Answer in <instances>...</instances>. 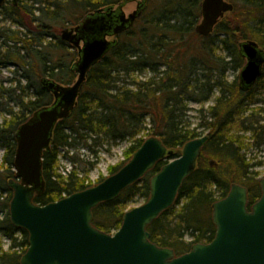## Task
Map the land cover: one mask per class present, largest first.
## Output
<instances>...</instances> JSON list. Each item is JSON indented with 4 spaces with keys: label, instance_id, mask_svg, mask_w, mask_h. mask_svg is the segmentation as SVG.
I'll return each instance as SVG.
<instances>
[{
    "label": "trees",
    "instance_id": "trees-1",
    "mask_svg": "<svg viewBox=\"0 0 264 264\" xmlns=\"http://www.w3.org/2000/svg\"><path fill=\"white\" fill-rule=\"evenodd\" d=\"M122 1L19 0L18 5L10 1L0 9L3 18L17 26L0 27V38H4L0 50L6 46L0 53V67L14 64L18 82L13 89L1 88L2 94L14 92L10 99L18 109H7L9 118L0 123V146L5 149L0 164V264H21L29 246L28 232L10 220L13 191L9 180L15 177L17 130L35 111L54 101L53 93L41 83L43 77L72 84L78 75L74 66L77 51L60 38L57 28L68 20L77 24L94 8ZM230 1L234 10L225 14L211 36L204 37L196 31L202 0H148L135 25L118 36L116 44L90 69L71 115L56 124L51 148L43 154L46 189L35 196L36 203L48 204L94 185L89 180L94 162L82 168L78 164L82 160L71 150L80 143L91 148L110 139H131L125 160L110 167L111 175L132 158L146 138L158 136L170 151L168 156L116 199L93 210L96 227L116 231L130 203L149 199L151 177L205 130L208 140L175 204L148 226L151 240L173 248L177 255L184 254L193 244L214 239L213 204L228 195L234 182L248 188L249 208L260 198L259 179L256 173L251 176L252 166L242 153L248 145L240 132L251 133L256 147L264 145V117L250 108L257 102V92L264 90V67L248 90L237 78L229 81L228 71L245 63L240 47L243 40H256L264 48V0ZM217 50L225 56H216ZM22 78L27 81L25 87ZM26 88L32 90L31 97L24 92ZM17 90L21 92L17 94ZM216 91L215 104L200 109L201 123L192 127L189 103H205ZM62 149L71 166L66 175L58 170ZM3 235L11 239L9 250L3 247ZM17 247H22L21 252Z\"/></svg>",
    "mask_w": 264,
    "mask_h": 264
},
{
    "label": "water",
    "instance_id": "water-1",
    "mask_svg": "<svg viewBox=\"0 0 264 264\" xmlns=\"http://www.w3.org/2000/svg\"><path fill=\"white\" fill-rule=\"evenodd\" d=\"M5 1L0 0V7ZM142 7L128 16L121 13L113 33L119 35L130 28L142 14ZM233 10L234 4L228 0H203L196 31L210 36L219 20ZM107 17L91 14L76 27L62 30L61 39L79 49L74 64L78 78L65 85L43 77L41 83L53 93L54 102L35 111L17 130L16 177L9 180L13 190L10 220L29 234L21 264H264V177L260 179L262 195L251 209L248 188L236 182L225 198L213 204L216 234L211 242L195 243L188 252L177 255L173 248L159 246L150 238L148 226L175 204L184 180L196 168L208 135L188 141L181 156L151 177L149 199L127 210L116 232L96 227L93 210L102 202L116 199L168 156L170 151L158 136L147 138L129 162L98 184L48 204L35 202V196L46 189L43 154L51 148L56 124L71 115L88 72L117 42L106 37L112 27ZM240 47L247 59L240 83L248 90L262 75L264 50L255 40L243 41Z\"/></svg>",
    "mask_w": 264,
    "mask_h": 264
},
{
    "label": "rangeland",
    "instance_id": "rangeland-1",
    "mask_svg": "<svg viewBox=\"0 0 264 264\" xmlns=\"http://www.w3.org/2000/svg\"><path fill=\"white\" fill-rule=\"evenodd\" d=\"M67 1V0H63ZM128 3V2H127ZM136 9V2H129L125 5V11L127 14L133 12V10ZM201 20V19H200ZM66 24L60 26L57 28V34L60 36L62 33V30L64 27L67 26H73L75 25V22H71L70 20L65 22ZM0 27H6L15 29L17 26L13 25L10 20H6L3 18V14L0 12ZM56 33V32H55ZM4 38H0V46L3 42ZM6 46L4 48L1 47L2 50H0V53L4 52ZM0 54V55H1ZM78 55V52H77ZM218 57H224V52L222 50H217L215 53ZM246 63V61H245ZM244 63V65H245ZM243 65V66H244ZM15 68L16 66L14 64H10L9 66L0 67V123H2L5 118H9L7 114L5 113L7 109L13 108L14 110H17V106L15 105V102H13L10 98L14 97V92L12 94L6 92L5 94H2V89L5 88H11L13 89L17 85V79L15 78ZM243 67L240 69H229L228 71V80L232 81L234 79H240V72ZM78 75L76 76L77 79ZM15 78V79H14ZM76 79L74 81H76ZM21 84L25 87L27 85L26 79L21 80ZM32 90H29L26 88L24 91L26 94L30 95ZM21 91L17 90V94H19ZM218 95V91L215 92V95L205 103H197L195 101H192L189 103L190 110L188 111V120L191 122L192 127H196L201 123L200 119V113L199 110L204 108L208 109L211 106L215 104V97ZM28 97V96H27ZM257 102L255 104L251 105L250 108H255V110L259 113L258 116L264 117V112L260 113L261 110L264 109V90H260L257 92L256 95ZM234 131H237V128H235ZM208 130L204 131V134H207ZM240 136H244V141L248 145L247 150H243L242 153L245 154L246 160L252 167H250V172H252L251 176H253L255 173V177L257 179L264 177V145L260 147H256L254 142V138L252 137V134L249 132L243 133L240 132ZM131 145V139H118V140H109L105 141L101 144L92 145L91 148L84 146L83 143H80L77 148L71 149L78 154L79 158L82 160L78 164L84 168L85 165H88L86 163L94 162V166L91 168V171L89 173V180L92 181L93 184H97L98 180L101 178V176L107 177L110 175V167L117 165L125 160V151L129 148ZM5 153L4 147L0 146V164L3 161V155ZM64 151L62 149V153L60 155V161L58 165V170L62 174L66 175V173L71 168L70 162L67 158L63 157ZM144 203L143 198H139L137 201L129 204V209L132 207L141 205ZM115 231V229L113 230ZM112 231V232H113ZM19 235V234H18ZM189 239L190 237L187 236ZM2 242L3 247L5 250H9L11 245V239L5 235L2 236ZM17 251L22 250V247L15 248Z\"/></svg>",
    "mask_w": 264,
    "mask_h": 264
},
{
    "label": "flooded vegetation",
    "instance_id": "flooded-vegetation-1",
    "mask_svg": "<svg viewBox=\"0 0 264 264\" xmlns=\"http://www.w3.org/2000/svg\"><path fill=\"white\" fill-rule=\"evenodd\" d=\"M12 2L14 5H18L19 3V0L17 1V3H15L14 2V0H6V3L7 2ZM129 2H136V9L135 10H133V12L134 11H136V10H138V7L139 6H141V5H143V7H142V14H143V12L145 11V8L147 7V1L146 0H129L128 1V3ZM5 3V4H6ZM128 3H125L124 5H123V3H122V5L120 6V5H116V6H114V7H110V6H112V5H105V6H102V7H99V8H94L93 10H90V11H88L87 13H85L84 15H83V17H82V19L84 18V17H86V16H90L91 14H94L95 16H105V17H107V15H109V14H112V17L111 18H108L107 17V19H110L109 20V23L112 25V27H111V30L110 31H108V32H106L107 34H106V37H107V39H109V40H116L117 38H118V36L120 35H115L114 33H113V29L118 25V24H120V18H119V15L121 14V13H124V14H126L127 16L130 14H127L126 13V11H125V5L126 4H128ZM102 9V11L101 12H98V10H101ZM133 12H131V13H133ZM141 16V15H140ZM139 16V17H140ZM139 17L136 19V21L139 19ZM82 19H80L78 22H77V24H75V25H73V26H67L68 28H74V27H76L77 25H79L80 24V22H81V20ZM136 21L134 22V24L136 23ZM67 27H65V28H67ZM129 29V28H128ZM64 41V40H63ZM67 45H69V46H71L73 49H76L77 51L79 50L77 47H75V46H73L71 43H69V42H66V41H64ZM81 45L83 46V44H84V40L82 39L81 40ZM79 52V51H78Z\"/></svg>",
    "mask_w": 264,
    "mask_h": 264
}]
</instances>
